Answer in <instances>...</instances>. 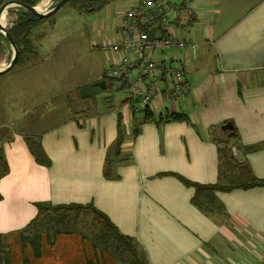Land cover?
<instances>
[{
    "label": "crops",
    "instance_id": "1",
    "mask_svg": "<svg viewBox=\"0 0 264 264\" xmlns=\"http://www.w3.org/2000/svg\"><path fill=\"white\" fill-rule=\"evenodd\" d=\"M135 1L126 0L125 10ZM195 3L198 18L189 34L179 35L195 38L198 48L152 55L182 67L190 86L182 100L164 101L163 107L156 103L154 109L161 111L155 120L143 119L137 103L134 112L133 104L99 100L88 111L68 108L69 116L49 124L41 99L34 101L21 85L4 82L0 74V86L7 82L0 88V105L13 112L17 96L28 105L18 106L23 119L13 130L0 122V147L8 164V172L0 176V239L8 251L2 264H139L118 249L120 242L112 236L117 233L131 237L148 264H259L264 259L263 185L214 191L222 209L208 213L194 204L196 188L183 181H219L217 128L227 122L238 133V157L264 180V0H256L225 26L224 0ZM125 10H116L115 23L122 22ZM115 31L104 41L116 37ZM2 45L7 56L12 47L6 41ZM112 56L105 55L100 79ZM19 66L22 73L43 70L40 62ZM171 112L188 118L157 121ZM120 127L125 141L121 157L114 158ZM29 138L41 145L49 164L36 161ZM39 204L93 206L116 229L105 232L91 207L42 211L38 218Z\"/></svg>",
    "mask_w": 264,
    "mask_h": 264
},
{
    "label": "rangeland",
    "instance_id": "2",
    "mask_svg": "<svg viewBox=\"0 0 264 264\" xmlns=\"http://www.w3.org/2000/svg\"><path fill=\"white\" fill-rule=\"evenodd\" d=\"M6 1L8 0H0V6ZM58 1L41 0L37 4V10L46 12ZM122 2L123 4H120ZM224 2L223 9H226V13L221 17L224 20L222 26L229 24L232 19H237L241 15L239 14L241 10L247 9L256 0H224ZM125 3L126 0H115L100 10L89 13L80 11L67 2L44 20L34 22L35 28L32 29L31 35L37 36L39 34L43 37L32 38L34 52L28 60L40 62L43 66L42 72L37 67L22 73L20 66L15 65L12 70L1 76V80L4 82L9 80L18 88L22 86V92L31 93L34 101L41 99L39 104L43 110L48 111L49 124L69 116L68 108L74 113L88 111L89 108H94L95 102L99 105V100H107L118 105L122 101L123 104H129L127 100L130 97V90L127 85L121 87L108 85L101 91L86 97L80 96L79 93L82 89L103 80L100 79L103 75V66L108 61L105 55L107 56L109 53L103 52L101 46L108 36L114 34L115 27L120 24L119 21L115 23L119 12L116 10H125L128 7ZM17 14L16 7L8 8L3 14L4 23L2 24L8 29L11 28L17 20ZM105 23L106 27L104 26ZM9 51L7 56L4 49L0 51V64L9 63L12 49L9 48ZM212 65H214L213 58L209 60L207 66L211 69ZM6 84L7 82L2 84L0 88L4 90ZM17 94L19 93L17 92ZM19 98L20 96L16 98L15 110L10 112L12 116L6 111L4 105H0V122L7 125L6 129L8 130H13L12 126H17L16 123L23 119L18 117L22 112H17L18 106H28ZM160 111L154 109L155 114ZM64 233L70 232L64 231Z\"/></svg>",
    "mask_w": 264,
    "mask_h": 264
},
{
    "label": "built area",
    "instance_id": "3",
    "mask_svg": "<svg viewBox=\"0 0 264 264\" xmlns=\"http://www.w3.org/2000/svg\"><path fill=\"white\" fill-rule=\"evenodd\" d=\"M195 2L136 0L122 13L116 37L102 44V50L114 57L105 75L122 80L129 87L127 101L130 104L137 103L141 108L159 102L162 106L164 101L173 104L189 93L184 69L157 61L152 55L178 47H190L194 51L198 48L195 38L179 35L182 31L189 34L198 18ZM232 149L238 156L237 147L232 146ZM259 264H264V259Z\"/></svg>",
    "mask_w": 264,
    "mask_h": 264
},
{
    "label": "trees",
    "instance_id": "4",
    "mask_svg": "<svg viewBox=\"0 0 264 264\" xmlns=\"http://www.w3.org/2000/svg\"><path fill=\"white\" fill-rule=\"evenodd\" d=\"M14 1H20L23 3H26L31 6H36L41 0H14ZM115 0H70L69 3H71L75 8H77L80 11L85 12H92V11H98L103 6H106L110 2ZM18 14H17V20L14 22L13 26L9 28L10 32L12 33V36H14L15 41L18 45L19 49V56L18 60H16L15 65L27 63L28 60L33 52H34V46L32 45V29L35 28L34 22L38 20H44L45 18L38 19L33 13L29 12L28 10L24 8H17ZM2 41H6L8 43V40L2 36L0 33V51L3 50L4 46L2 45ZM103 79L107 80L108 83H111L113 79L107 78V76L104 73ZM119 82H122L121 86H124L125 83L122 80H118ZM117 81V82H118ZM131 107L133 108L134 112L137 110V105L135 103H132ZM136 109V110H135ZM142 112H144V118L145 120H155V113L151 109V107L147 106L143 109H139ZM188 114L184 112H171L170 114L167 113L166 115H160L158 117L157 121H166V120H174V119H185ZM121 117V116H120ZM222 127V126H221ZM220 126L217 128L219 130L218 137H216V141L221 145L220 147V155H221V172H220V178L219 181L215 184H198L194 183L188 180H184L186 183L193 185L196 188V194L194 196V204L203 209L204 211L208 213H212L216 210H221L222 206L218 204V201L216 200L214 191L216 190H232L236 188H245L248 189L250 187L255 186H264V180L258 179V177H255V175L252 172V169L250 165H248L243 159L239 158L235 153H233L232 146H236L238 151L240 150V144L236 140L238 139V133L236 129L232 130H223ZM123 130L120 127V135L116 142L115 150L113 151V156L115 157H121L122 154V144L125 141ZM28 144L30 146V149L32 153L34 154L36 161H38L41 164H49V158L45 154L44 150L42 149L41 145H39L33 138L27 139ZM111 156H108L106 161V175L109 176V169L112 167V159ZM6 159L4 156V152L2 148L0 147V176L2 174H5L8 172V164L6 163ZM1 198V195H0ZM91 207V210L96 212V216L98 217L99 221L102 222L104 231L105 232H113L116 228L111 223L108 216H106L104 213L99 211L98 209L94 208L93 206H84L79 204H69V205H58V206H50L46 204H39V216L43 214L42 211H53L58 212L60 210L69 212V211H80L81 209L89 208ZM37 221V219H36ZM114 238H117L120 242V245H118V249L123 253H129L133 257L137 259L139 264H148L146 260L141 261V253L138 254V248L135 246L134 241L131 237L118 234L115 236L112 235ZM8 251H6V248L0 239V264H2L3 255L7 254ZM7 260V259H6Z\"/></svg>",
    "mask_w": 264,
    "mask_h": 264
},
{
    "label": "water",
    "instance_id": "5",
    "mask_svg": "<svg viewBox=\"0 0 264 264\" xmlns=\"http://www.w3.org/2000/svg\"><path fill=\"white\" fill-rule=\"evenodd\" d=\"M69 1L70 0H59L51 9H49L46 12H41L37 10V5L31 6V5H28L20 1L8 0L3 5L0 6V23H1V18H2V14L4 10H7L8 8H11V7L24 8L28 10L29 12L33 13L37 18H45V17L52 15L56 11H58L59 8H61L63 5H65ZM0 33L2 34L3 37H5L8 40V42L10 43L12 47L11 48L12 56H11V59L8 61L9 63L4 67V69L3 68L0 69V74H4V73L9 72L15 66L17 62L16 60H18V56H19V49L15 41V38L14 36H12V33L10 32V30L6 28L5 26H3L2 24H0ZM108 85H115V86L119 85L120 86L122 85V82L113 81L111 83H108L107 80L103 79L91 85L90 87H86L82 89L81 92L79 93H80V96L86 97L87 95L93 94L94 92L101 91L102 89L106 88ZM221 128L225 131L232 130L233 124L230 122H227Z\"/></svg>",
    "mask_w": 264,
    "mask_h": 264
},
{
    "label": "bare ground",
    "instance_id": "6",
    "mask_svg": "<svg viewBox=\"0 0 264 264\" xmlns=\"http://www.w3.org/2000/svg\"><path fill=\"white\" fill-rule=\"evenodd\" d=\"M5 11H6V10H4V12H5ZM4 12H3V14H4ZM3 14H2V17H3ZM1 23H2V18H1ZM1 23H0V24H1ZM2 25L5 26L4 24H2ZM5 27H6V26H5Z\"/></svg>",
    "mask_w": 264,
    "mask_h": 264
}]
</instances>
